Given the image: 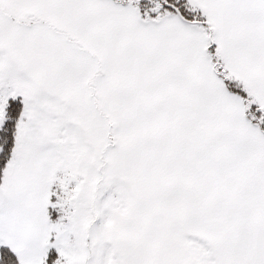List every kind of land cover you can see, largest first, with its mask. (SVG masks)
I'll return each mask as SVG.
<instances>
[{
	"label": "snow or ice",
	"instance_id": "obj_1",
	"mask_svg": "<svg viewBox=\"0 0 264 264\" xmlns=\"http://www.w3.org/2000/svg\"><path fill=\"white\" fill-rule=\"evenodd\" d=\"M0 264H264V0H0Z\"/></svg>",
	"mask_w": 264,
	"mask_h": 264
}]
</instances>
